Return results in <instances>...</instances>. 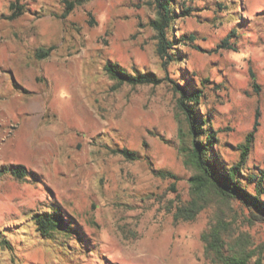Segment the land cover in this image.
Masks as SVG:
<instances>
[{
	"label": "rangeland",
	"instance_id": "obj_1",
	"mask_svg": "<svg viewBox=\"0 0 264 264\" xmlns=\"http://www.w3.org/2000/svg\"><path fill=\"white\" fill-rule=\"evenodd\" d=\"M12 1L25 12L0 19V264H216L204 235L220 222L225 239L253 254L248 264H264V221L240 202L208 196L193 220L175 219L193 194L170 80L118 85L104 70L111 59L129 71L206 80L201 110L222 130L217 149L227 163L238 160L259 113L245 165L257 172L264 0H177L191 10L175 32L196 39L176 44L180 57L168 64L156 52L147 0H87L66 17V0H0V14ZM232 30L234 49L218 47ZM120 147L141 158L126 159ZM12 164L29 173L13 175ZM54 207L66 228L43 236L32 216Z\"/></svg>",
	"mask_w": 264,
	"mask_h": 264
},
{
	"label": "trees",
	"instance_id": "obj_2",
	"mask_svg": "<svg viewBox=\"0 0 264 264\" xmlns=\"http://www.w3.org/2000/svg\"><path fill=\"white\" fill-rule=\"evenodd\" d=\"M87 0H66V6L61 17H66L72 12L76 4H83ZM147 4L155 9V17L150 19L149 25L155 32L156 52L168 64L177 60L181 49L176 44L194 42L196 36L177 35L174 29L178 18L190 14V8L184 9L177 0H147ZM25 12V5L12 1L9 13H1L0 19H14ZM232 30L218 44L220 48L234 49L229 39L235 36ZM194 44V43H192ZM197 48V47H194ZM52 46L40 48L36 52L38 58L49 55ZM105 72L114 79L118 85H158L169 79L176 96V107L179 111V135L181 138L180 152L185 165L191 170L190 185L193 197L189 202L177 206L174 213L176 220H193L208 202V196L220 197L224 200H234L246 206L257 220L264 221V168L257 172H245V165L250 154L251 146L257 131L259 113L256 114L253 129L249 131L244 141L239 144V158L235 162L224 161L217 149L218 134L222 131L216 128L212 114L201 110L204 98L205 81L200 79L194 83L186 77L178 79L173 77H160L154 71H141L133 67L127 70L117 61L107 59L104 64ZM254 78L255 75L252 74ZM255 91L260 90L259 84L253 82ZM115 152L126 159L137 160L141 158L137 150L120 147ZM11 173L19 178H24L29 171L22 164H12ZM162 174H167L163 172ZM210 200V199H209ZM32 220L36 230L43 236H49L66 228V218L60 207L51 210L35 212ZM221 222L214 226L204 238L207 242L206 250L214 257L216 264H248L252 253L247 251L242 240L231 244L222 236ZM229 246L230 249H227ZM255 264H261L258 260Z\"/></svg>",
	"mask_w": 264,
	"mask_h": 264
}]
</instances>
